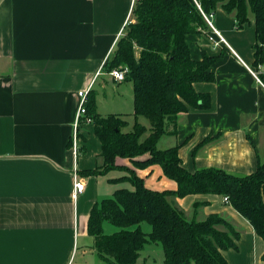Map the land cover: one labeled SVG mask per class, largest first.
Wrapping results in <instances>:
<instances>
[{
    "label": "crops",
    "instance_id": "crops-1",
    "mask_svg": "<svg viewBox=\"0 0 264 264\" xmlns=\"http://www.w3.org/2000/svg\"><path fill=\"white\" fill-rule=\"evenodd\" d=\"M134 0H0V264H95L87 220L92 206L127 181L113 178L133 169L156 191L175 190L159 165L134 167L116 157L104 175L85 174L101 162V144L85 117L78 126L79 153L71 136L79 106L78 91L95 92L100 115L120 114L130 131L135 122L132 85L102 68L131 19ZM234 26L233 13L218 7L211 17L226 44L214 46L208 31L186 36L193 59L222 55L209 67L211 82H195L209 95L206 108L178 114L159 149L179 147L189 172L205 167L235 175L251 174L264 162V84L252 71L255 23ZM137 121L146 127L141 117ZM210 138L205 144L201 143ZM201 145V146H200ZM148 154L136 157L141 160ZM122 167V168H119ZM84 189L72 196L73 172ZM168 200L187 219L224 217L239 232L237 249L223 251L229 264H264V242L250 223L217 194H192ZM144 246L139 263L164 264ZM157 246V245H156ZM158 247V246H157ZM162 251V249H161Z\"/></svg>",
    "mask_w": 264,
    "mask_h": 264
},
{
    "label": "trees",
    "instance_id": "trees-1",
    "mask_svg": "<svg viewBox=\"0 0 264 264\" xmlns=\"http://www.w3.org/2000/svg\"><path fill=\"white\" fill-rule=\"evenodd\" d=\"M220 7L233 13L236 28L249 22V10L255 23L252 68L264 84V0H134L131 19L118 38L102 68L105 72L126 68L123 81L132 85L133 116L130 131L122 129L127 121L120 115H100L95 92L88 91L86 115L101 144V164L85 174L104 175L118 168L116 157L132 160L134 167L157 164L163 175L176 182L175 190L147 188L133 169L110 181H127L132 187H119L90 209L87 233L92 237L95 264H146L138 258L148 243L159 244L164 264H229L223 251L237 249L239 232L224 217L209 214L203 220L187 219L169 196L182 198L192 194L226 196L228 204L242 215L264 242V162L247 175H235L223 169L205 167L189 172L182 165L179 147L159 149L157 142L175 126L178 114L188 107L206 108L209 95L197 93L195 82H211L209 67L222 55L211 56L201 50L193 59L186 36L208 31L203 17ZM144 117L146 127L137 121ZM206 138L201 145L209 141ZM200 145V146H201ZM148 154L145 159L136 157ZM122 168V167H119ZM104 223L115 227L106 233ZM141 223L149 225L145 232ZM264 260V253L262 254Z\"/></svg>",
    "mask_w": 264,
    "mask_h": 264
},
{
    "label": "built area",
    "instance_id": "built-area-1",
    "mask_svg": "<svg viewBox=\"0 0 264 264\" xmlns=\"http://www.w3.org/2000/svg\"><path fill=\"white\" fill-rule=\"evenodd\" d=\"M203 17L208 25L209 33L207 34V38L214 46H219L220 44H226L225 39L222 37L220 32L213 26L211 22L212 15L206 16L203 14ZM261 71L264 72V66L259 67ZM127 71L126 68L123 69H112L109 74L117 81H122L124 79V74ZM253 75L256 77L257 81L260 82L258 78V72L252 71ZM79 97V106L78 110L76 112L74 124H73V130H72V136H71V149L74 156V159H76L80 146H79V134H78V126L80 124V119L82 117H85L87 121L90 122V119L86 116V102L88 100V90L78 91L77 93ZM72 196L76 197L79 193H81L84 189V183L83 180L77 175L76 171L73 172V186H72ZM223 201L225 203H228V199L226 196L223 197Z\"/></svg>",
    "mask_w": 264,
    "mask_h": 264
},
{
    "label": "rangeland",
    "instance_id": "rangeland-1",
    "mask_svg": "<svg viewBox=\"0 0 264 264\" xmlns=\"http://www.w3.org/2000/svg\"><path fill=\"white\" fill-rule=\"evenodd\" d=\"M118 69V68H117ZM87 116V115H86ZM142 118V120H143V122H145L146 123V125H149V122H148V120L147 119H145L144 117H141ZM91 122V121H90ZM92 123V122H91ZM104 228H105V232L106 233H110V232H112V231H114L115 230V227L114 226H112V225H110V224H108V223H104ZM141 228H142V230L143 231H145V232H148L149 230H150V227H149V225L148 224H146V223H141ZM153 245L152 246H150V248H151V252H150V254L155 258V259H162V257H163V253H162V251H161V247H160V245L159 244H156V243H152ZM158 247H157V246ZM97 261V260H96ZM96 261H95V263H96Z\"/></svg>",
    "mask_w": 264,
    "mask_h": 264
}]
</instances>
